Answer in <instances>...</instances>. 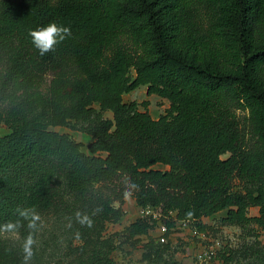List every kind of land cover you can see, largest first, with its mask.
Returning a JSON list of instances; mask_svg holds the SVG:
<instances>
[{"label":"trees","instance_id":"obj_1","mask_svg":"<svg viewBox=\"0 0 264 264\" xmlns=\"http://www.w3.org/2000/svg\"><path fill=\"white\" fill-rule=\"evenodd\" d=\"M53 22L71 35L41 54L29 33ZM140 86L168 101L164 114L123 101ZM0 124V264L15 259L5 233L28 242L40 215L73 202L89 218L78 264H117L100 233L126 196L160 213L129 237L177 221L202 233L221 211L264 230V0H0ZM57 126L88 134L87 152ZM168 246L150 237L145 264H179Z\"/></svg>","mask_w":264,"mask_h":264},{"label":"rangeland","instance_id":"obj_2","mask_svg":"<svg viewBox=\"0 0 264 264\" xmlns=\"http://www.w3.org/2000/svg\"><path fill=\"white\" fill-rule=\"evenodd\" d=\"M260 33V26L256 27ZM134 72H132V75ZM124 102L135 101L139 109L146 103V109L153 118L164 114L169 103L167 100L156 95H148L146 86H140L130 93L123 95ZM243 121L247 120L246 111H238ZM106 118L112 119V113L104 112ZM60 133H69L72 138L82 143V150L87 152L86 145L91 138L88 134L71 130L67 127H52ZM9 132V129L0 124V136ZM249 142L253 137L248 136ZM227 157L223 155L222 158ZM157 169H165L161 164L154 166ZM243 183L235 181L234 189L243 188ZM72 205L73 213L67 215L58 212H49L37 218V232L32 238L31 244L19 238L16 233H5L15 252V259L12 264H78L74 247L81 245L76 234V229L81 221L89 219L87 215H79L76 203ZM113 207H120L118 202H113ZM83 208H86L83 206ZM89 209V208H88ZM89 213V211H88ZM90 213L94 214V208L90 207ZM258 214V208L251 207L248 210L249 216ZM225 211L218 212L212 216L205 217L202 222L206 225L204 232H198L189 222L177 221L175 226L168 231L167 240L169 246L163 257L171 259L179 264H260L257 261L256 253L264 249V230L255 224L246 226L230 225L220 219ZM142 217L141 208L138 207L130 196H126L123 205L120 207L118 220H108L104 223L101 231L102 237H110L113 240L115 249L113 258L117 264H145L143 259L145 245L149 238L159 235L157 226L149 231L147 235L129 237L126 228L130 223ZM97 231L96 228L91 232ZM31 250L29 256L26 248ZM90 249L91 245L87 244ZM205 250H213L214 255L208 260H200L198 254Z\"/></svg>","mask_w":264,"mask_h":264},{"label":"clouds","instance_id":"obj_3","mask_svg":"<svg viewBox=\"0 0 264 264\" xmlns=\"http://www.w3.org/2000/svg\"><path fill=\"white\" fill-rule=\"evenodd\" d=\"M29 35L32 38V42L36 48L40 50V53L49 51L53 45L58 42L57 37L61 40L71 35V31L67 27L59 26L56 23H49L47 26L38 28L37 30L30 31ZM25 213L22 212L21 215ZM29 245L31 241L28 242ZM28 255H31L30 247L26 248Z\"/></svg>","mask_w":264,"mask_h":264},{"label":"built area","instance_id":"obj_4","mask_svg":"<svg viewBox=\"0 0 264 264\" xmlns=\"http://www.w3.org/2000/svg\"><path fill=\"white\" fill-rule=\"evenodd\" d=\"M141 214L142 216H150L154 220H159L160 219V213L158 212L157 209L153 207H146L145 209H141ZM173 215V214H172ZM159 235L156 237L157 241L160 243L166 242V234L170 230L164 223H160L157 226ZM214 255L213 250H205L202 251L198 254V258L200 260H208Z\"/></svg>","mask_w":264,"mask_h":264},{"label":"crops","instance_id":"obj_5","mask_svg":"<svg viewBox=\"0 0 264 264\" xmlns=\"http://www.w3.org/2000/svg\"><path fill=\"white\" fill-rule=\"evenodd\" d=\"M165 167V166H164Z\"/></svg>","mask_w":264,"mask_h":264}]
</instances>
